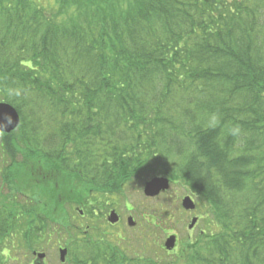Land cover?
I'll use <instances>...</instances> for the list:
<instances>
[{
  "label": "trees",
  "instance_id": "16d2710c",
  "mask_svg": "<svg viewBox=\"0 0 264 264\" xmlns=\"http://www.w3.org/2000/svg\"><path fill=\"white\" fill-rule=\"evenodd\" d=\"M0 102V264L148 174L207 228L171 258L73 234L64 264H264V0H0Z\"/></svg>",
  "mask_w": 264,
  "mask_h": 264
},
{
  "label": "rangeland",
  "instance_id": "374dc122",
  "mask_svg": "<svg viewBox=\"0 0 264 264\" xmlns=\"http://www.w3.org/2000/svg\"><path fill=\"white\" fill-rule=\"evenodd\" d=\"M11 133V132H10ZM0 153V159H1ZM167 177L172 180L169 175H151L148 174L146 177L148 179H142L136 177L130 181L121 192L118 194H107L104 196L103 200L98 197L93 204L96 209L97 215L86 214L79 212L74 208L69 209L71 217L73 220V229L67 234L58 235L55 232L50 238L41 236L36 238L34 235V240L40 245L37 251L46 253V258L42 261L34 257V251L36 249L29 248V244H25L21 248H17L14 254L15 261L9 260L8 264H33V262H39L40 264H62L60 262V247H67L69 241L73 238V234L79 235V239H85L84 237H92L97 240H104L109 243V246L122 247L128 252L136 254H147L148 256H158L168 254V257L174 256L173 251H166L164 243L167 237L171 234H176L178 236L177 249L181 248L187 243L189 236L194 238L200 231L206 229V219H202L203 212H205L208 207L206 204H200L201 201L198 197L193 196L197 207L195 210L187 211L182 207V199L184 196L190 194L186 190V186L182 184H171L168 191L161 193L160 195L150 198L144 194L145 182L154 177ZM16 189H11L10 191L6 189L4 194L0 193V199L8 195L9 197L16 193ZM98 196V195H97ZM26 198L33 199V206H35L39 200V195L36 192H21L19 196V202L24 203ZM100 200V201H99ZM108 206L107 209H102V201ZM200 201V203H199ZM99 202V203H98ZM89 204V203H88ZM90 205V204H89ZM200 206V207H199ZM23 210L32 209L30 206H22ZM120 216L121 220L117 224L109 222V215L112 211ZM156 212V216L160 217L157 225H149L146 219L143 217L144 213ZM162 212V215L160 214ZM210 213V212H209ZM208 213V214H209ZM211 214V213H210ZM194 216H198L200 221L194 229H188V224ZM129 217L133 218L134 225L130 226L127 223ZM208 219H212V214ZM213 219H215L213 217ZM57 231L61 230L56 227ZM165 230H167L165 234ZM85 232H89L86 234ZM84 236V237H83ZM97 237V238H96ZM48 239V240H47ZM33 241V240H32ZM19 240H17V246H19ZM68 249V253H69ZM176 252V251H175ZM174 252V253H175ZM69 258L67 255L66 261ZM13 259V258H12ZM13 259V260H14ZM161 259H165L161 256ZM69 261V259H68Z\"/></svg>",
  "mask_w": 264,
  "mask_h": 264
},
{
  "label": "water",
  "instance_id": "95a60500",
  "mask_svg": "<svg viewBox=\"0 0 264 264\" xmlns=\"http://www.w3.org/2000/svg\"><path fill=\"white\" fill-rule=\"evenodd\" d=\"M21 122V117L17 109L7 102H0V131L4 133H10L14 131ZM170 188V180L166 177H154L148 180L144 185V194L147 197H156L162 192L167 191ZM182 206L186 210H194L196 208L195 201L190 195H187L182 200ZM119 221V216L116 211H112L109 216V222L117 223ZM198 221L197 217L192 218L189 228L192 229ZM128 223L133 226L135 223L132 217L128 218ZM177 237L176 235L169 236L165 241V248L167 250H172L176 246ZM60 260L62 262L66 261L68 254L67 248H61ZM39 260H44L46 253L44 252H34Z\"/></svg>",
  "mask_w": 264,
  "mask_h": 264
},
{
  "label": "flooded vegetation",
  "instance_id": "af4514ba",
  "mask_svg": "<svg viewBox=\"0 0 264 264\" xmlns=\"http://www.w3.org/2000/svg\"><path fill=\"white\" fill-rule=\"evenodd\" d=\"M120 220H121V218H120ZM120 222V221H119ZM178 245V244H177ZM177 248V247H176ZM33 264H40L39 262H33Z\"/></svg>",
  "mask_w": 264,
  "mask_h": 264
}]
</instances>
